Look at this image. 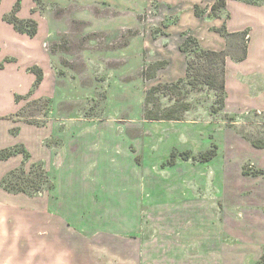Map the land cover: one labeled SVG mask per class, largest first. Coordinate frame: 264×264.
Masks as SVG:
<instances>
[{"label": "rangeland", "instance_id": "374dc122", "mask_svg": "<svg viewBox=\"0 0 264 264\" xmlns=\"http://www.w3.org/2000/svg\"><path fill=\"white\" fill-rule=\"evenodd\" d=\"M16 1L0 0V15L8 13L3 20ZM211 3L19 0L25 17L20 19H34L38 34L15 36L0 19V53L6 52L0 68L6 61L19 64L0 74V101L6 105L4 95L12 87L9 99L17 105L0 118L14 123L7 142L21 127L31 128L24 134L37 160L31 154L17 166L16 157L3 160L0 175L15 166L17 175L28 177L31 163L41 162L50 189L43 183L42 191L32 195L51 190L93 209L99 204L94 199L118 202L126 211L116 222L99 220L104 213L94 210L81 211L73 221L96 228L141 225L144 243L150 246L155 235L161 244H172L180 257L175 264H264V174L252 175L264 172V149L243 137L264 140V110L213 111L218 82L214 88L203 82L189 85L187 54L179 49L186 35L193 36L191 29L198 33L206 26ZM195 5L203 11L201 19L193 14ZM227 41L225 51L240 56L242 37ZM192 59L203 70L206 62ZM38 63L44 65L43 78L35 83L29 69ZM178 78L185 80L146 103L151 86ZM182 101L189 104L182 120L146 118L147 108L161 114ZM214 144L211 160L197 159ZM147 256L143 264L158 263L150 247Z\"/></svg>", "mask_w": 264, "mask_h": 264}, {"label": "crops", "instance_id": "0c3cea01", "mask_svg": "<svg viewBox=\"0 0 264 264\" xmlns=\"http://www.w3.org/2000/svg\"><path fill=\"white\" fill-rule=\"evenodd\" d=\"M214 1L212 0L211 5ZM20 10L19 7L17 17L25 18L21 17ZM209 11H206L208 15L206 26L198 33L193 29L190 30L207 49H227V39L215 30L223 25L230 33L247 32L246 57L236 61L233 57L227 56L225 60L224 109L234 113L264 110V4L226 0V5L218 16H209ZM7 14L0 15L1 21L6 22L15 36L23 37V34L17 33L5 18L3 20ZM194 16L201 19L203 15L194 14ZM5 53L1 51L0 55L3 56ZM12 54L15 55L14 52ZM4 64L5 67L0 68V74L5 73L9 66L19 67L18 60L6 61ZM11 88L4 95L8 100L6 105L0 101V116L17 108L16 103L9 99ZM9 121L0 118V150L20 143L32 158L37 160L26 144L28 138L24 134L31 128L21 127L12 141H6L9 136L7 129L14 124ZM36 138L42 146V137L36 136ZM55 153L57 154L56 151ZM12 158L17 160L15 166L23 160L22 154H16L6 160ZM1 161L3 160L0 159ZM14 167L1 173L0 182L3 175ZM18 196H21V199H13ZM94 200V204L96 201L99 203L95 209L89 204L81 207L78 203L79 199H60L51 190L39 195H28L23 192H8L0 186V264H143L148 258L149 247L154 255L151 259L157 261V264L166 259L175 264L176 259L180 258L171 243L169 246L161 244L155 235L150 246L147 242L144 243L142 239L144 231L140 228L141 225L130 228H122L118 224L102 228H96L91 223L81 227L76 225L73 220L80 217L81 211L88 213L94 210L96 214L104 213L102 217H98L99 220L115 222L121 219L122 212L126 211L118 202ZM113 212L116 216L108 215Z\"/></svg>", "mask_w": 264, "mask_h": 264}, {"label": "trees", "instance_id": "16d2710c", "mask_svg": "<svg viewBox=\"0 0 264 264\" xmlns=\"http://www.w3.org/2000/svg\"><path fill=\"white\" fill-rule=\"evenodd\" d=\"M226 0H215L214 3L210 6V11L208 12L209 16H218L221 9L225 7ZM19 10V0L16 1V4L13 6L10 16L5 20L12 24L13 28L19 33H25L30 37H34L37 34V22L34 19L26 18L20 19L17 17L16 13ZM194 14L196 16H202L203 11L195 5ZM168 27V26H165ZM219 34L228 39L231 36H240L243 39L242 54L238 57H233L236 61H241L246 57V46H247V32H237L230 33L226 30L225 26L215 29ZM245 38V39H244ZM191 44L194 46L192 47ZM179 49L187 54L186 59V68H185V78L186 82L191 85L193 88L197 86L199 82L205 83L207 86L214 88L216 82L217 94L215 104L216 107L213 108V111H219L225 108V60L227 56H231L225 50H212L203 48L196 37L191 35H186L184 40L179 45ZM195 58L196 60H203L206 62L203 70L199 67H195ZM232 57V56H231ZM161 67L163 63L158 62ZM35 75V83H40L43 78L42 68L38 65H33L29 69ZM203 71V73H201ZM184 78H178L175 82L170 83H158L157 85L151 86L146 93L145 101L147 104L152 102V96L154 93L160 92L165 89L171 90L174 87H178L180 83L184 82ZM189 104L187 102L176 103L170 107L163 109V113H155L147 108L146 118L151 120H182L181 116L184 111H187ZM248 112V111H247ZM254 114H257V110L253 111ZM243 137L246 138L253 147L264 149V140L260 138H253L250 135L244 133ZM21 148L18 149V146L8 147L0 150V159L6 160L11 156L16 154H22L23 160L28 161L30 159V153L25 149L23 145H20ZM217 146L214 144L210 149H207L199 153L197 159L206 162L211 160L216 155ZM173 157V155H172ZM171 157V158H172ZM188 152H185V159H188ZM17 168H13L8 171V173L2 178L1 185L3 189L8 192L18 193L23 192L27 194L40 193L42 190L43 183L47 184V188L50 189V183L48 180L47 173L43 168L41 162L35 161L31 163L30 170L28 171V177L17 175ZM20 173H25L24 168L20 167L18 170ZM243 174H248L245 169H243ZM251 174V173H250ZM264 172L261 169H257L252 173V175H262ZM20 179V181H18ZM53 185H51V188ZM45 190V189H43Z\"/></svg>", "mask_w": 264, "mask_h": 264}]
</instances>
